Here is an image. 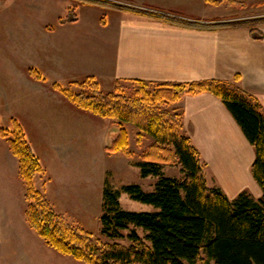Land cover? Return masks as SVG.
<instances>
[{"label":"trees","instance_id":"obj_1","mask_svg":"<svg viewBox=\"0 0 264 264\" xmlns=\"http://www.w3.org/2000/svg\"><path fill=\"white\" fill-rule=\"evenodd\" d=\"M79 1L184 27H245L253 39L264 40V33L258 29L264 24V17L243 21L240 25L234 22L204 25L111 0ZM207 1L244 7L237 0ZM65 19L60 22L77 20L75 15ZM101 21L105 23V18ZM29 71L35 80H43L36 69ZM240 80V75L234 82L210 79L160 83L127 79L118 80L113 92H104L94 76L74 82L83 92L55 83L54 88L78 108L115 120L119 132L106 148L108 153L129 149L127 124L135 127L138 146H142L146 137L152 138L142 154L139 168L142 177L154 176L158 181L152 192H146L137 184L115 190L107 183L103 192L102 233L109 239H120L129 231L130 245L96 240L90 232L56 213L35 187L36 176L45 169L29 147L22 126L14 120L11 130L0 126V138L8 142L10 151L19 161L20 176L26 186L30 228L48 246L86 264H264V110L256 96L239 86ZM132 87L135 88L133 94L125 95ZM203 93H211L224 103L253 146L256 158L251 171L263 191L260 199H255L249 191L231 199L221 187L208 184L204 175L208 165L184 130L182 109L175 106L185 96ZM165 166L179 167L181 175L167 177ZM122 192L154 206L157 211L123 209ZM138 228L146 235L140 236Z\"/></svg>","mask_w":264,"mask_h":264},{"label":"rangeland","instance_id":"obj_2","mask_svg":"<svg viewBox=\"0 0 264 264\" xmlns=\"http://www.w3.org/2000/svg\"><path fill=\"white\" fill-rule=\"evenodd\" d=\"M222 7L206 4L204 10L193 11L190 6L168 10L192 17H203L207 9L221 16L232 11ZM89 9L79 0H0V126L11 130L14 120L22 126L29 147L45 169L36 176L35 187L56 213L90 232L96 240L129 246V231L120 239H109L102 233L103 192L107 183L115 190L130 184L140 185L146 192L154 190L158 178L142 177L139 168L152 138L146 137L142 146H138L136 129L127 124L129 149L108 153L106 148L119 132L115 120L78 108L53 86L58 83L83 92L74 82L87 78L84 72L89 70V62L77 58L82 56L80 52L71 53L72 58L62 61L53 51L52 39L63 40L58 31L61 17L68 19L81 14L91 26L97 27L104 16L109 18L118 13L102 7L91 12ZM262 12L264 8L250 9L245 14ZM54 28L53 34L49 32ZM31 68L39 71L43 80H35L30 75ZM100 82L104 92L116 88V84L107 83V78ZM134 90L132 87L125 95H132ZM164 173L167 177L181 175L180 168L172 166H165ZM204 175L210 186H217L207 169ZM25 194L19 161L8 142L0 138V264H86L62 255L30 228ZM120 203L128 211H157L125 192L121 193ZM137 231L140 236L146 235L143 229Z\"/></svg>","mask_w":264,"mask_h":264},{"label":"crops","instance_id":"obj_3","mask_svg":"<svg viewBox=\"0 0 264 264\" xmlns=\"http://www.w3.org/2000/svg\"><path fill=\"white\" fill-rule=\"evenodd\" d=\"M111 1L204 25L221 22L240 25L264 17V12L245 14L250 9H263L264 0H237L244 4L241 8L207 0ZM206 4L232 11L221 16L207 9L203 17H192L168 10L189 6L193 11L204 10ZM84 5H88L90 12L99 7ZM114 10L118 13L109 18L104 16L105 23L100 21L97 27L91 26L81 14L75 15L74 22H60L58 31L63 40L52 39L53 51L62 61L72 58L71 53L80 52L82 56L77 58L90 65L84 73L87 77L94 76L100 84L102 78H107L111 85L127 79L160 83L210 79L234 82L240 75L239 86L256 96L264 110V40L253 39L249 29L184 27ZM258 29L264 33V24ZM54 31L55 28L49 32ZM177 106L183 111L184 130L208 164L209 178L215 179L216 185L231 199L243 191L260 199L263 191L251 171L255 150L224 103L211 93H203L185 96Z\"/></svg>","mask_w":264,"mask_h":264}]
</instances>
